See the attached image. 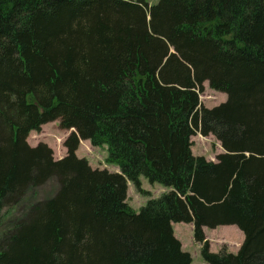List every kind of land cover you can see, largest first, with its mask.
Instances as JSON below:
<instances>
[{"label":"trees","instance_id":"trees-1","mask_svg":"<svg viewBox=\"0 0 264 264\" xmlns=\"http://www.w3.org/2000/svg\"><path fill=\"white\" fill-rule=\"evenodd\" d=\"M205 80L226 98L202 104ZM57 118L55 158L26 138ZM85 138L119 169L78 156ZM140 175L167 189L136 210ZM51 177L0 228V264H192L175 221L209 264H264V0H0V215ZM219 224L242 230L235 252L210 248Z\"/></svg>","mask_w":264,"mask_h":264},{"label":"rangeland","instance_id":"rangeland-1","mask_svg":"<svg viewBox=\"0 0 264 264\" xmlns=\"http://www.w3.org/2000/svg\"><path fill=\"white\" fill-rule=\"evenodd\" d=\"M147 1L149 3L156 2V0ZM199 98L202 104L213 106L223 101L226 98V93L210 87L208 81L205 80L203 82V90L199 93ZM68 133L69 129L62 128L57 118L43 123L39 130H31L26 139L30 145H36L40 141L46 142L51 146L53 156L58 158L66 154L63 140ZM191 140L192 152L195 154H202L210 160H216V155L224 150L219 140L211 133L204 135L197 131L191 135ZM76 154L85 157L92 167H106L109 170L119 169L116 164L107 160L108 152L105 144L96 145L91 143L89 139H80ZM140 182L144 192L138 190L130 180H128L127 185V201L129 205L136 210L140 208L147 198L150 196H157L167 189L166 186L161 183L150 182L144 175H140ZM55 186H57L56 178L51 177L46 182L29 188L17 203L6 204L1 210L0 228H6L10 223L13 224L14 220L20 215H23L34 200L46 197L55 189ZM225 225L229 224H219L215 227H203L204 237L209 241L212 250H218L221 247L227 250L236 249L240 245L243 239L242 232L240 233L239 230L235 228L236 225L233 227H226ZM172 226L175 236L181 240L182 248L191 253L192 264H209L201 257V242L193 235L192 223L175 221L172 222Z\"/></svg>","mask_w":264,"mask_h":264},{"label":"crops","instance_id":"crops-1","mask_svg":"<svg viewBox=\"0 0 264 264\" xmlns=\"http://www.w3.org/2000/svg\"><path fill=\"white\" fill-rule=\"evenodd\" d=\"M85 139H88V138H85ZM82 140V139H81ZM116 169V168H115ZM235 224H229V225H225L226 227H233ZM237 226V225H236ZM235 226V228L237 229V230H239V232L241 233L242 232V230L241 229H239V228H237ZM236 230V231H237ZM242 234H243V232H242ZM242 241V240H241ZM241 243V242H240ZM239 247V246H238ZM238 247L236 248V249H228L229 251H232V252H235L237 249H238Z\"/></svg>","mask_w":264,"mask_h":264},{"label":"water","instance_id":"water-1","mask_svg":"<svg viewBox=\"0 0 264 264\" xmlns=\"http://www.w3.org/2000/svg\"><path fill=\"white\" fill-rule=\"evenodd\" d=\"M71 129L75 130V128H74V127H71Z\"/></svg>","mask_w":264,"mask_h":264}]
</instances>
